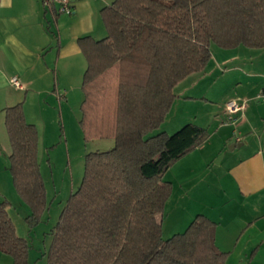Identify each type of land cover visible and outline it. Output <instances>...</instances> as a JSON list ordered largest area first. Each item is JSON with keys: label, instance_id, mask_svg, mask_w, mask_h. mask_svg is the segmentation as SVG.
<instances>
[{"label": "trees", "instance_id": "obj_1", "mask_svg": "<svg viewBox=\"0 0 264 264\" xmlns=\"http://www.w3.org/2000/svg\"><path fill=\"white\" fill-rule=\"evenodd\" d=\"M107 35L81 37L87 59L80 124L86 140L113 139L108 150L86 154L85 173L50 232L48 264H225L216 223L197 214L184 232L163 236L172 193L164 174L209 137L189 122L173 134L159 128L174 88L205 69L212 45L264 48V0H114L102 9ZM10 171L26 218L47 208L38 162L39 134L22 104L5 108ZM0 202V251L28 264L31 243L18 235Z\"/></svg>", "mask_w": 264, "mask_h": 264}, {"label": "crops", "instance_id": "obj_2", "mask_svg": "<svg viewBox=\"0 0 264 264\" xmlns=\"http://www.w3.org/2000/svg\"><path fill=\"white\" fill-rule=\"evenodd\" d=\"M113 1L71 0L73 12L64 14L58 12L57 4L44 0H0V114L24 101L26 119L37 125L42 122L40 137L48 138L47 118L56 119L57 106L61 111L68 109L67 90L76 88L78 78L83 83L88 62L79 39L107 35L101 12ZM255 49H260V59L250 55ZM216 50V62L213 52L203 71L176 86L188 95L189 88L200 81L214 78L211 84L217 83L214 75L220 64H230L224 71L231 76L221 111L225 120L211 111L208 127L198 124L208 130V139L175 163L167 180L173 183V194L177 181L182 195L188 192L189 218L204 214L216 223L215 242L227 252L225 264H264V102L257 99L264 93V68L260 72L252 67H264V48L240 45ZM257 75L263 77L262 84L253 83ZM197 95L193 98L210 99L207 92ZM231 100L245 101V109L231 116L226 109ZM231 117L235 119L228 121ZM0 264H14L13 257L0 251Z\"/></svg>", "mask_w": 264, "mask_h": 264}, {"label": "rangeland", "instance_id": "obj_3", "mask_svg": "<svg viewBox=\"0 0 264 264\" xmlns=\"http://www.w3.org/2000/svg\"><path fill=\"white\" fill-rule=\"evenodd\" d=\"M105 35L106 32L102 36L104 37ZM102 36L99 38H102ZM211 49L212 53L214 52L213 59L216 62V49L223 50L224 48L222 49L213 44ZM253 51L254 52H251L250 55L254 59H257L258 55H260V59L261 54L257 52L260 51V49H255ZM225 56L228 55L225 54L224 57ZM227 67H231L230 64H220L219 70L214 75L215 79H218L217 83L214 82V84H211V80L214 79L211 78L210 80L206 79L200 81L197 85L191 86L187 91L189 96L182 95L183 93L181 92L184 90L182 89L181 91L179 86H175L174 92L176 96L169 113L161 126L152 131L149 135H154L161 131L173 134L188 122L207 125L211 122L210 115H213L211 111L218 113V119L221 118L223 120L224 116L221 111L223 109L224 100L230 92L228 83L231 79L230 74L224 73ZM252 67L254 70L257 69L263 72L262 68L264 67L258 64H253ZM77 74H79V68H77ZM253 80L254 84L256 81L262 84L263 77L257 75ZM80 82L82 83V77ZM81 83H79L78 78L76 88L67 90L70 94L69 108H64V111H61V108L57 106L56 119L51 121L47 118V123H45L44 126L47 125L48 138L41 139L40 137L42 122L40 123L39 121V125H37V123H35V125L34 122L32 123L36 126L39 134L37 158L44 179L47 196V208L42 213L39 221L35 224H31L26 218L32 213V209L30 205L20 197L13 182V176L9 168V156L10 153H12V146L5 124L6 114H0L2 115L0 116V202L5 199L11 202L12 207L9 213L15 223L17 233L31 242L28 264H48L46 252L50 246V232L58 223L71 193L77 190L81 185L85 173L86 154L99 150H108L114 146L113 139H85L83 128L80 124V119L82 117L81 106L84 100L82 98ZM188 83L190 84L191 80ZM205 88L207 91L203 90ZM204 92L209 93V100L201 97L197 99L193 98L196 94H199L197 96H202ZM257 102L259 103L260 101L257 100ZM20 103L24 111V101ZM232 118L233 119L230 118L231 120L228 118V121H233L235 119L234 117ZM27 122L29 121L27 120ZM206 127H208V125ZM221 154L222 153L213 159L214 163L217 162ZM167 172L164 174L165 180L168 178ZM175 184L176 188H174V194L171 193L164 207L162 226L164 238H169L177 232H184L190 222L196 217V215L192 218L188 217L187 211L185 210L188 192L183 191L182 195L178 186L179 181L175 182ZM185 196L187 198L183 199Z\"/></svg>", "mask_w": 264, "mask_h": 264}, {"label": "built area", "instance_id": "obj_4", "mask_svg": "<svg viewBox=\"0 0 264 264\" xmlns=\"http://www.w3.org/2000/svg\"><path fill=\"white\" fill-rule=\"evenodd\" d=\"M45 3H55L57 4L58 12L59 13H64V14H71L73 12V7L71 4V0H44ZM12 82L15 85H19L18 79L13 78ZM257 98L264 102V93H260ZM246 107V102L245 101H236V100H231L226 103V109L232 116L235 113H238L241 110H244ZM231 119H233L231 117Z\"/></svg>", "mask_w": 264, "mask_h": 264}, {"label": "water", "instance_id": "obj_5", "mask_svg": "<svg viewBox=\"0 0 264 264\" xmlns=\"http://www.w3.org/2000/svg\"><path fill=\"white\" fill-rule=\"evenodd\" d=\"M233 146H234V145H231L230 148L233 147Z\"/></svg>", "mask_w": 264, "mask_h": 264}]
</instances>
